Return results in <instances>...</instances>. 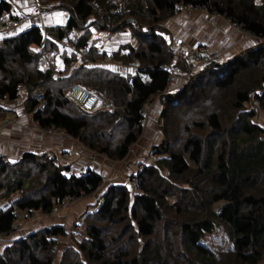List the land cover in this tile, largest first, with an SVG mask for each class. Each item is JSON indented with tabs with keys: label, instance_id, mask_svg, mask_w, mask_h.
Instances as JSON below:
<instances>
[{
	"label": "trees",
	"instance_id": "trees-1",
	"mask_svg": "<svg viewBox=\"0 0 264 264\" xmlns=\"http://www.w3.org/2000/svg\"><path fill=\"white\" fill-rule=\"evenodd\" d=\"M56 1V8L68 14L64 26L32 25L0 41V99L13 100L24 88L28 111L40 128L57 129L109 159L127 155L142 133L145 105L153 97L161 106L158 122L166 129L151 148L154 163L136 171L135 193L112 185L83 213L87 222L77 233L81 239L72 234L76 246L65 248L60 264H262L264 164L243 170L256 166L264 154V126L252 120L255 113L245 106L255 100L264 109V41L192 72L185 60L175 61L160 22L190 4L264 39V0ZM12 6L11 0H0V16ZM91 28L129 30L134 43L111 58L133 61L136 70L121 74L96 65L106 52L91 41ZM60 42L69 47L59 53L64 67L56 71L53 56ZM44 54L50 63L40 66ZM137 71L149 74L151 81H139ZM174 76L183 83L169 93ZM73 84L110 97L115 108L83 110L67 97ZM35 87L44 92L42 104L31 97ZM201 104L195 118L186 117ZM170 121L172 133L167 132ZM102 181L91 169L70 173L46 153L24 152L15 161L0 156V236L14 230L20 215L50 214L66 199L94 193ZM232 205L237 221L222 215ZM219 227L231 247L216 250L202 242ZM67 235L60 225L31 232L4 247L0 264H53Z\"/></svg>",
	"mask_w": 264,
	"mask_h": 264
},
{
	"label": "crops",
	"instance_id": "crops-1",
	"mask_svg": "<svg viewBox=\"0 0 264 264\" xmlns=\"http://www.w3.org/2000/svg\"><path fill=\"white\" fill-rule=\"evenodd\" d=\"M11 2L13 4L11 10L14 12L19 11L21 14H24L26 18L19 20L16 24H13L12 21H14L15 19L10 20L1 15L0 19L3 18L4 20L2 22L0 20V41L5 38L14 36L15 34L27 29L32 25L40 26L43 29L46 28L49 30H52L57 26H64L68 18L67 12L62 9L54 8L53 10H43L42 5H40L37 0H11ZM191 10L203 11L204 9ZM177 13L178 11L169 17H177L179 14ZM198 17H201L202 21L204 22V31L209 32L204 34V36H206L205 39L208 42H210L209 29L213 28L211 23L212 21L216 22L217 31L215 32L216 34L224 36V47H228L226 50L227 53H230L229 51H233V49H236L237 46L241 44V42L238 43L237 40L244 33L248 36L253 37L246 31H244L240 26L235 25L231 20H229L223 15L210 14L205 11L204 13H198ZM220 22L222 24H220ZM161 23L164 24V26H162L164 29L163 31H165L164 33L169 34V37L171 35L172 38L170 40L175 41L177 43L181 40H184L185 34L182 32V30H180L177 23H174L172 21H170L169 23L167 21L165 23ZM189 23L193 24V21ZM220 28H222L223 31L219 30ZM93 30H95V32L97 33L102 32V30L91 28L90 39H92L91 41L95 44V46L98 47V49L106 52V56L103 59H97V61H95L94 63L96 65L108 68L112 71H117L121 74L133 73L136 70L134 65L135 62L130 61L129 63H123L121 61L113 60L111 58V53H113L114 51H121V48L122 51L126 50V44L134 43V40L131 37L129 30H122L128 31L126 35L127 37H118V33L113 32L111 36V43L108 45L101 43L100 37L102 36V34L99 33L100 35L98 36L97 33L95 34V32H93ZM45 34L47 35V37L50 38L47 32ZM110 35L111 34H109V36ZM121 38L125 40L121 42ZM173 38L175 39L173 40ZM63 43L64 42L59 43L61 47L58 51H56L58 53L53 56L54 68L56 71H61L64 67L63 60L59 55V53L63 50ZM33 48L35 49V47ZM176 48L172 44L171 49L173 52H175ZM234 55L235 54H232L231 56ZM50 59L51 58L48 57L46 54L42 55V57L39 59V65L43 66L46 63L49 64ZM180 81V76H174L170 80L167 88L170 90L172 89V87L178 86V84H181ZM176 89L177 87H175L174 90ZM27 93L28 92L24 88H21L20 94L17 96V98L13 100L0 99V107L4 109L3 118L0 119V156H3L9 161H15L20 158L24 152H33L36 154L46 153L50 156H55L57 162H59L61 165L69 167L70 173L79 174L80 172H83L87 169H91L99 173L103 177V181L102 184L98 187V189L88 196L72 200L70 202L68 212H64L68 214L70 218H72V221L76 217L78 219V217L82 215L84 210L86 211L87 209H91L93 206H96L98 202L102 199L103 195L108 191V189L112 185H124L129 188L130 175L135 172V168H137L136 170L138 171V169L140 168V162L137 164V166H123V164L125 162L126 157H130V155L132 154L136 155L137 158L139 157L137 160L141 161V157L147 153V147L150 144L148 142V139L143 137V134H145V130L147 129V123L152 120L151 114L155 113V116L159 115L161 106L159 104V101L157 100V97H153L151 101L147 103V105H145V107L147 106V108L145 113V119L143 121L142 133L140 134L139 138L134 143H132L133 145H130L131 149L129 147L127 155L123 159L110 160L103 154L87 149L76 138H73L63 132L46 131L40 128L34 121L32 113L28 111L25 102L27 98ZM156 135L158 136L159 134L156 133ZM142 138L143 141H141ZM144 146L146 147L145 149L141 148ZM136 148L138 152L136 151L135 153H133ZM132 169L134 170L133 172L131 171ZM36 214L41 213L37 212L25 217H33L36 216ZM61 214L53 213L49 216L36 218L42 220L38 221L39 223L36 224L35 228H25L26 230H20L23 229L22 224H24V222L20 223L21 221H23L24 218L23 215H20V217H18L15 222L14 230L7 234V236L15 234L16 236L12 239V241L14 242L15 240L24 237L25 235L31 232L43 228L55 225H60L63 227L67 223L63 220H60ZM81 217L82 216L79 217V220L81 219ZM9 244L10 242L8 243V245Z\"/></svg>",
	"mask_w": 264,
	"mask_h": 264
},
{
	"label": "rangeland",
	"instance_id": "rangeland-1",
	"mask_svg": "<svg viewBox=\"0 0 264 264\" xmlns=\"http://www.w3.org/2000/svg\"><path fill=\"white\" fill-rule=\"evenodd\" d=\"M259 1V0H258ZM40 5H42V9L43 10H53L54 8L58 7V3L56 0L54 1H50L48 3H44L43 0H40ZM56 9H60V8H56ZM64 10V9H62ZM65 11V10H64ZM178 16L177 17H169L167 16L166 18H164L161 22H174V23H177L180 30H182V32L185 34V38L184 40L182 41H179L178 43L175 42V41H172L170 40L172 37L170 35L169 37V34L167 33H162V35H164L165 40L167 41L166 45L167 47H169L171 49L172 47V44L174 45V47L177 48L175 49V61L178 60H185V62H187L190 70L193 72V71H196V70H204L206 67L210 66L212 63H215L216 61L220 60V61H224L226 59H229L231 58L232 54H238L239 52H242L248 48H252V47H256L258 44H261L264 39H255L251 36H248L247 34H243L240 38H238L237 42L241 44H239L237 46L236 49H233V51H229L230 53H227V48L224 47L225 45V40H224V36L223 35H219V34H216L215 31L216 30V22L215 21H212L211 25L213 26V28L209 29L210 31V42L206 41V36H204L205 33H209V32H205L204 31V22L202 21L201 17H198V13L200 12H205L204 10L203 11H200V10H191V8H188V7H181L179 8L178 10ZM176 11V12H177ZM4 12V11H3ZM2 12V13H3ZM175 12V13H176ZM24 13V12H23ZM13 15L15 17V19L17 18V16H20L21 13L18 11V12H14L10 9V11L8 12H4V14H2L3 17H6L7 19H10V15ZM176 14V15H177ZM179 18V19H178ZM90 19L93 20V17H91ZM1 22L4 20L3 18L0 19ZM193 21V24H190L189 22H192ZM210 21V20H209ZM160 24L162 26H164L163 23ZM220 24H222L220 22ZM219 24V25H220ZM94 29V28H92ZM219 30H222V28H220ZM93 32H95V30H93ZM97 32H95L96 34ZM102 34V36L100 37V42L105 44V45H108L111 43V36H112V33H109L108 31H102V32H99ZM97 33V35L99 36L100 34ZM116 33H118V37H127V33L128 31H116ZM109 34H111L109 36ZM216 34V35H215ZM240 36V35H239ZM175 38H173L174 40ZM92 40V39H91ZM123 40L125 39H120L121 42H123ZM205 41V42H203ZM200 43V44H198ZM69 47V46H67ZM172 50V49H171ZM201 50H204V54L201 53ZM234 52V53H232ZM218 54V56L220 57L219 59L218 58H215L214 55ZM229 55V56H227ZM113 62H117V61H113ZM178 67H182V65L179 63ZM186 74V73H184ZM177 79H180V78H177ZM180 83H183L180 81ZM181 84H178V86H174L172 87V89H170L168 92L172 93L173 91H175V87H179ZM202 108H198V109H194V111H188L189 113L187 114V118H195L196 116V111L197 110H202L203 109V104H201ZM246 108L249 110H253L254 113H255V116L252 118V120L256 123H259L260 125H263L264 126V109L255 101L253 100L251 103H246L245 104ZM147 108V106H146ZM145 116V115H144ZM151 117H152V120L149 121L147 123V129L145 130V134H143V137L147 138L148 139V142H149V146L147 147V153L141 157V161H138L136 157V155L132 154L130 155V157H126L125 159V162L123 164V166H137V164L140 162V167H142L143 165H146V164H153L154 163V155L152 154V146L153 145H157L161 140L162 138L164 137V134H162V131L161 129H165L164 127V122L162 123L161 120L160 122H158V116H155V113L154 114H151ZM173 123L170 121L168 122V127H170V130L174 127L172 126ZM169 130V131H170ZM167 131L168 133H172L173 132V129L169 132ZM195 131V130H194ZM196 132V131H195ZM156 133H158L159 135L157 136ZM168 133H167V136H168ZM149 134V135H147ZM166 135V133H165ZM162 137V138H161ZM169 138V136H168ZM143 141V138L142 140ZM172 145L175 147V146H178L180 145L179 142H171ZM133 144H131L132 146ZM131 146H130V149H131ZM137 146V145H136ZM141 148H146L145 146L144 147H141ZM141 150V149H140ZM137 151V148L134 150L133 153H135ZM138 152V151H137ZM263 153H264V150H263ZM123 159V158H122ZM110 160H117V159H110ZM264 164V154L261 158V160H258V162H255V165H252L251 167H249V165H245V168L243 170V172H249V171H253L254 169L258 168L259 165H262ZM137 168H135V172L137 171L136 170ZM132 172L134 171L133 169L131 170ZM134 172V173H135ZM130 182V181H129ZM129 191L131 193V195H133V193H135V191L137 190L136 187H134L131 182H130V186H129ZM136 189V190H135ZM131 203H132V197H131ZM70 207V204L65 207V208H62V209H59V210H54L53 212H51V214L53 213H56V214H61L60 215V220L62 221H65L67 224L64 227V229L67 231V236H64L61 240H60V243H59V246L58 248L55 250V257H54V263L53 264H60V261H61V257H62V254L65 250L66 247H75V240H80L81 237H79V234H82V230L83 228L85 227V217H83V213L85 212V210L83 211L81 219L79 220V217L77 219V217L72 221V218H70L68 216V214L64 213V212H68V209ZM89 210V209H87ZM51 214H36V216H33V217H25L23 218V221H21L20 223H23L22 224V227L23 229H20V230H26L25 228H35L36 227V224H38L40 220L42 219H36V218H41V217H45V216H49ZM222 215L224 217H227L230 221H237V208L235 205H232V206H229V207H226V211H223ZM27 218H30V219H27ZM79 231H81L79 234H77ZM76 234V238L73 239V236L72 234ZM16 235L15 234H11L9 236L7 235H2L0 236V253L4 250V247L6 245H8V243L10 242V244L13 242L12 239L13 237H15ZM12 241V242H11ZM202 242H204L205 244H208L212 247H214L216 250L218 249H225V248H228V247H231L232 246V242L227 238L226 236V233L223 231V229L221 227L219 228H216V230L212 233H209V234H206L203 238H202ZM262 264H264V262H262Z\"/></svg>",
	"mask_w": 264,
	"mask_h": 264
},
{
	"label": "built area",
	"instance_id": "built-area-1",
	"mask_svg": "<svg viewBox=\"0 0 264 264\" xmlns=\"http://www.w3.org/2000/svg\"><path fill=\"white\" fill-rule=\"evenodd\" d=\"M182 7H188L192 8L190 4H185ZM181 8V7H180ZM8 12V11H4ZM4 12L2 14H4ZM25 15L21 14L20 16H17V18L12 21L13 24H16L19 20L25 19ZM51 38V37H50ZM71 38L74 40V34H71ZM63 49L68 48L65 43L62 44ZM201 53L204 54V50H201ZM215 58H220L218 54L215 53ZM220 61V60H218ZM164 70L169 71V67L166 65H161ZM170 73H172L170 71ZM137 77L139 81L142 83H148L151 81V77L149 74L143 72V71H137ZM31 97H33L35 100H37L40 104H42L45 101L44 92L40 87H35L31 91ZM67 97L76 103L78 106H80L85 111H93L95 109H113L115 108V103L113 99L110 97H106L102 95L98 91H91L86 90L79 86L78 84H73L70 86V88L67 91ZM46 131H59L57 129H45ZM83 173V172H80ZM131 177V184L136 187V182L138 180L137 172H135ZM71 199H66L61 205L55 207L54 210H59L61 208L67 207Z\"/></svg>",
	"mask_w": 264,
	"mask_h": 264
}]
</instances>
